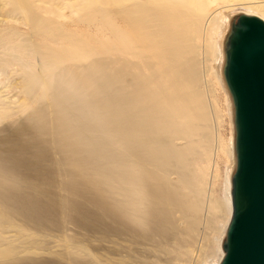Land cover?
I'll list each match as a JSON object with an SVG mask.
<instances>
[{
    "label": "rangeland",
    "instance_id": "374dc122",
    "mask_svg": "<svg viewBox=\"0 0 264 264\" xmlns=\"http://www.w3.org/2000/svg\"><path fill=\"white\" fill-rule=\"evenodd\" d=\"M129 1L0 0V128L39 117L46 129L43 133L50 136L52 118L73 115L51 114L47 108L54 86H59L64 95L85 100L87 93L81 96L77 76L94 74L98 68L95 62L105 68L108 62L111 71L129 65L125 86L134 88L139 81L133 75H152L147 62L162 69L171 61L182 70L185 95L181 102L184 116L172 121L184 127V132L170 133L162 140L175 146L181 158L171 156L156 166L127 154L121 146L108 147L125 157L127 164L136 163L155 174L165 189L179 194L180 206L175 203L171 210L165 208L170 224H161L163 231L148 232L135 224L137 234L120 224L121 228L119 223L116 226L109 218H104L106 223L101 225L105 232L79 230L65 219L58 220V226L50 228L52 231H37L1 214L0 250L8 248L12 254L0 257V264L1 259L9 263L14 260L13 264H30L44 258L55 260L67 245H77L73 249L77 254L73 256L88 264H215L219 258L223 228L230 213L227 189L234 163L229 149L235 133L229 95L219 78L222 57L217 60V43L221 47L223 42L224 47L228 29L221 27V18L226 15L231 23L236 15L252 12L264 19V0ZM158 5H168L165 9L171 14L179 13L162 18L159 25L151 21L160 8ZM120 7L127 12H118ZM163 43L173 49L167 58L156 54ZM162 78L166 76L163 74ZM177 78L173 75L169 80ZM146 86L159 88L151 81ZM78 123H82V118ZM79 124L74 128L79 130ZM91 136L98 140L101 135L95 131ZM117 186L114 187L118 189ZM117 189L112 197L119 196ZM116 227L122 230L115 231ZM99 232L106 236H99Z\"/></svg>",
    "mask_w": 264,
    "mask_h": 264
},
{
    "label": "bare ground",
    "instance_id": "6f19581e",
    "mask_svg": "<svg viewBox=\"0 0 264 264\" xmlns=\"http://www.w3.org/2000/svg\"><path fill=\"white\" fill-rule=\"evenodd\" d=\"M164 6H159L154 15L150 12L154 16L151 21L161 25L162 18L177 15L178 11L171 14L167 11L169 6L165 7L167 9ZM118 12L125 13L127 10L120 7ZM244 13L257 15L252 12ZM215 19L217 20L218 16ZM221 27H227L226 33H228L230 21L226 15L221 18ZM160 30L165 31L162 27ZM217 44V60L222 57L219 78L229 95L231 114L234 118L232 98L223 75L225 61L223 42L221 47L219 42ZM157 52L156 54L160 57L167 58L173 49L168 43H163L161 50ZM97 63H93L98 67L94 70V74L80 73L79 77L77 76L78 80L80 79L81 96L87 93L85 100L81 101V97L79 99L70 94L64 95L59 86H54V93L48 97L50 101L47 108L51 110V114L54 112L73 115L66 119L63 115L52 118L50 122H53V126L50 136L43 133L46 129L42 126L39 117L21 119L16 124H7L0 128V217H3L1 214L7 215L37 231L57 227L58 220L65 219L79 230L88 232L92 229L102 230L101 225L106 223L103 219L109 218L115 221L116 226L119 223L124 225V227L120 225L121 228L126 227L130 233L136 234L138 232H136L135 224L146 228L148 232L149 230L160 232L163 231L160 225L170 222L169 212L165 208L170 207L171 210L175 203L180 206L179 194L177 196L175 192L165 189L162 182H158L159 178L146 168L136 163L127 164L128 160L125 157L108 146H121L127 154L140 161L154 163L156 166L162 165L166 158L171 156L181 158V152L175 146L165 144L162 137L173 132L177 134L184 132V127L173 122L184 116L181 107L185 97L181 79L182 70L171 61L162 69L159 65L147 62L152 75L147 78L133 75L135 81H139V85L127 88L125 77L128 74L126 68L129 65L124 64L117 70L111 71L107 62L106 68L105 65L103 66L105 71L103 67H100L101 64L98 66ZM110 65L112 66L113 63ZM163 74L166 78H162ZM173 75L178 78L169 80ZM148 81L159 85V88H148L146 86ZM70 101L74 104H69ZM80 118L82 123L79 124ZM161 120L164 122L162 123ZM75 124H79V130L74 128ZM95 131L100 132L101 136L98 140L91 136V133ZM230 144L229 151L234 164L228 179L227 199L230 209L228 222L232 213V175L236 166L234 136ZM115 184L118 185L119 190L114 187ZM114 189H117L119 196L112 197ZM61 191L64 193H60ZM93 208L98 209L100 213ZM227 225L223 228L220 255L215 264H219L224 255L222 243ZM118 228L114 230H122ZM93 231L95 234L96 231ZM101 235L102 233L99 234ZM68 240L70 241L69 238ZM2 241L3 238H1ZM74 247L77 248V245L65 246L63 253H57L58 259L44 258L33 260L30 264H65V261L67 264H88L73 256L77 254L73 250ZM4 250L3 252L2 249L0 250V257L5 258L12 254L8 248ZM82 250H85V247ZM1 261V264L14 262L13 260L9 263L4 259ZM18 262L23 263V260L19 259Z\"/></svg>",
    "mask_w": 264,
    "mask_h": 264
},
{
    "label": "water",
    "instance_id": "95a60500",
    "mask_svg": "<svg viewBox=\"0 0 264 264\" xmlns=\"http://www.w3.org/2000/svg\"><path fill=\"white\" fill-rule=\"evenodd\" d=\"M223 75L234 106L232 213L219 264H264V19L236 15Z\"/></svg>",
    "mask_w": 264,
    "mask_h": 264
}]
</instances>
